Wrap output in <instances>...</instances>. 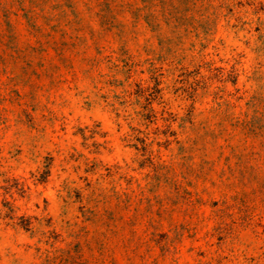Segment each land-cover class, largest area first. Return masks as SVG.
I'll return each instance as SVG.
<instances>
[{"label": "rangeland", "instance_id": "1", "mask_svg": "<svg viewBox=\"0 0 264 264\" xmlns=\"http://www.w3.org/2000/svg\"><path fill=\"white\" fill-rule=\"evenodd\" d=\"M0 264H264V0H0Z\"/></svg>", "mask_w": 264, "mask_h": 264}]
</instances>
